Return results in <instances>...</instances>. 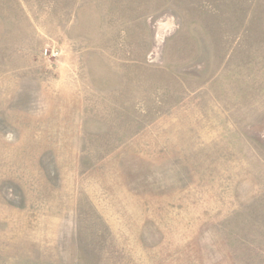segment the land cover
Here are the masks:
<instances>
[{
  "label": "rangeland",
  "instance_id": "rangeland-1",
  "mask_svg": "<svg viewBox=\"0 0 264 264\" xmlns=\"http://www.w3.org/2000/svg\"><path fill=\"white\" fill-rule=\"evenodd\" d=\"M0 264H264V0H0Z\"/></svg>",
  "mask_w": 264,
  "mask_h": 264
},
{
  "label": "built area",
  "instance_id": "built-area-1",
  "mask_svg": "<svg viewBox=\"0 0 264 264\" xmlns=\"http://www.w3.org/2000/svg\"><path fill=\"white\" fill-rule=\"evenodd\" d=\"M47 52V51H46Z\"/></svg>",
  "mask_w": 264,
  "mask_h": 264
}]
</instances>
